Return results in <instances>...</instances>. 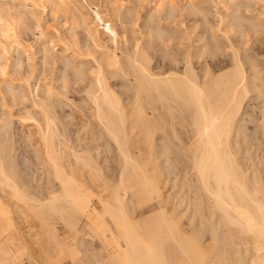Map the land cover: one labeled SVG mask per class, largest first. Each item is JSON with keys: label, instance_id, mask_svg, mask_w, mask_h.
Instances as JSON below:
<instances>
[{"label": "bare ground", "instance_id": "6f19581e", "mask_svg": "<svg viewBox=\"0 0 264 264\" xmlns=\"http://www.w3.org/2000/svg\"><path fill=\"white\" fill-rule=\"evenodd\" d=\"M236 2L213 30L185 0L182 47L155 0L117 50L70 0H0V264H264V9Z\"/></svg>", "mask_w": 264, "mask_h": 264}, {"label": "rangeland", "instance_id": "374dc122", "mask_svg": "<svg viewBox=\"0 0 264 264\" xmlns=\"http://www.w3.org/2000/svg\"><path fill=\"white\" fill-rule=\"evenodd\" d=\"M70 1H71L72 5L77 8L78 12H80L82 14V16L87 20V22H89L88 25L91 26L90 28H92L95 31V33H96V35L98 37V41L100 42V44H102V45L105 44L106 46L108 45L109 47L111 45L112 47L117 48V50H119V48L121 50L124 49V44L122 45V43H121L122 37H125V38L128 39V43H127L128 46L130 45V40H129L130 36L138 37V33L142 31V22H143V19L145 17V14L148 12V10L150 8H152L154 6V2H155V0H70ZM172 1H173V4L177 8L176 9L177 11H175L176 14L174 13L175 14V15H173L174 18L173 17H172L173 19L170 18L171 20H169L168 22H166V21L162 22L163 24H161V26L163 25L162 27L166 28L167 30L168 29H170V30L174 29L176 32H178L180 34H183L185 40L183 41V46L182 47H186L188 45H191L190 43H192L193 37L195 36V34L196 35L200 34V31H202V27H203V26L201 27V25H205L206 22L209 23V25L207 24L208 26H212L213 27V30L218 28V26H217L218 25V20H219L218 19L219 18L218 15H220V14L222 15V13L220 11H217V10L214 9V8L217 9L216 0H192L195 3V5L198 6V8L200 7L199 9H201V10L203 9L204 11L203 10L202 11L206 13L205 14L206 22H202L203 21L202 19L205 16L201 19V16L199 14H197L199 16H197L196 14H195V16H193V14H190V16H188L189 14L181 13V12H183L181 10V8L184 5L185 0H172ZM236 1H237L236 3H238V5L239 4H241V5L244 4L245 5V3H246V6H248L247 4L250 1L249 6H248L250 9H252V12L250 11V14L253 13V8H255V10L264 9V0H262V1H255L254 0V2H252V0H236ZM89 6H91V7H89ZM111 6L112 7L113 6H122L124 8H129L132 12L136 13L137 15H139L140 19H138L136 24L134 25V30L136 31V33L134 35H132L130 33L131 25L129 23H124V22L120 21L115 16L114 11L111 10V8H112ZM180 10H181V12H180ZM219 12H220V14H219ZM240 12H244V9L242 11V8H240ZM244 13H241V14L244 15ZM254 13L257 14L256 11ZM250 14L248 13V15H250ZM246 15L247 14H245L244 16H246ZM252 15H255V14H252ZM42 17H43L42 20H43V25L44 26L52 25L55 28H59L61 33H63L64 27L60 23V20L59 19H54L49 11H47V13L43 14ZM157 17H159V16H157ZM157 17H156V20L160 18V17L159 18H157ZM204 21H205V19H204ZM217 35H219V34H217ZM190 36H192V39H190L188 41V38H190ZM235 37H236V35L234 37L232 36L231 40L232 41L235 40L236 39ZM20 38L29 39V41L31 40L30 43H32V31L31 30L25 31L20 36ZM78 38L81 40L83 38V34L80 33L78 35ZM219 39H222V38H219ZM223 42L225 43V41H223ZM56 44H55V46H56L55 50L59 51V49L61 48V45H59V43L57 45ZM247 46L249 48L248 44H247ZM38 48H39L38 46L34 47L35 51ZM170 48L172 49L174 47L171 46ZM174 51H176V50H174ZM250 52H251V50H250ZM39 57L40 56L38 54L34 58V62L37 63V64H39V61H38ZM258 57H259L258 60H260V56H258ZM227 59H228V57L226 59L223 58L222 62H224ZM225 62L228 64L227 61H225ZM261 62H264V57L261 58ZM226 63H224V64H226ZM25 64H24V66H25ZM151 65L153 67H155L156 71L162 70L160 68V63L156 62L155 60L152 61ZM220 65H222V64L220 63ZM38 66L39 65H37V67ZM23 68H24V70H26V67H23ZM47 71H48V75H47L48 76V82L49 83H54V81H51V79H53L54 76H56L57 71L53 67H50V69H48ZM53 85H55V84H53ZM247 109H249V107ZM63 110L66 111V112H69V108H65L64 107ZM13 127H14V131H16V134L14 133V136H15L14 138H15V140H17L16 142L18 144L16 146L18 148V146L20 144H19V141H18L19 137H17V135H18L17 133L20 134V131L21 132H23V131L25 132L26 129L23 128L22 126H20L17 123H14ZM21 127H22V129H21ZM251 127H252V125L250 124L249 128H251ZM17 131H19V132H17ZM169 184L171 185L172 183L170 182ZM167 186L168 187H166V188H167L168 191L166 190V188H165V190L167 192L164 191L166 193V195L169 192L172 193L171 190H173V189H171L172 187H170L171 190L168 189L169 188L168 184H167ZM165 193L164 194L162 193V199H166L167 197L168 198L170 197L169 196L170 193L167 196L165 195ZM94 205L98 209H100V206H99L97 201H94ZM169 205H171V204H168V206ZM171 207H172V205L169 208H171ZM148 211H149V209H147V208H143L142 210L141 209H137L136 210V215L144 214V213H147ZM58 231H59V233H62V229L61 228H59ZM80 257H83V256H80ZM41 260H43V259H40V262H42L41 264H71L69 261H67V258H65V257H59L57 259L56 258H52L51 260H48L47 263H44V261H41ZM40 262L38 261V264H40ZM29 263L30 262L27 261V260L22 262V264H29Z\"/></svg>", "mask_w": 264, "mask_h": 264}]
</instances>
